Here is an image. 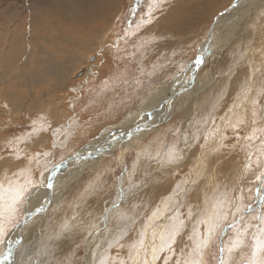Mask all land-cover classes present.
Segmentation results:
<instances>
[{"label": "rangeland", "instance_id": "rangeland-1", "mask_svg": "<svg viewBox=\"0 0 264 264\" xmlns=\"http://www.w3.org/2000/svg\"><path fill=\"white\" fill-rule=\"evenodd\" d=\"M22 1L23 0H18V1L10 0L9 2V0H2V1L0 0V9L4 11L8 8V5L9 8L13 9L14 11H17L20 5H21L20 7L26 6L25 8H27V4L23 5ZM122 1L121 2L123 3L124 11L122 16L119 17L120 19L118 21L117 29L112 33V37L110 40L111 45L107 44L108 45L107 46L103 44L101 46L99 45L92 46L93 50L89 51L91 52V54L95 52L97 57H99L98 58L99 64L97 67L99 71L101 70L98 73L99 76H97L91 81L88 80V83L86 82L82 83L81 80L79 84L82 85L78 86L79 88H75L78 85L77 83L79 82V81L77 82V80L81 79L80 77L82 74L81 70H78L72 73V75L70 76L71 82L65 84L61 92H52L51 87L53 85L51 84L34 86L30 88L32 92V96L36 97L40 104H43L53 93L55 95L61 96L62 99L67 97V100L64 99L62 101V105L64 106L63 109L67 111L68 116L66 119L65 118L66 116L63 115L64 117L63 116L61 117V122L63 121L64 118H65L64 120L65 122L63 121L64 123L62 122L61 124H59L60 125L58 126L59 128H55L56 119L53 118V116L50 113H48V118L46 119V121H44L45 122L44 127L47 126L50 127L51 131L44 134L41 140H38L39 141L38 143L35 142L34 137H32L31 140L29 138L23 139L26 140L27 142L33 141L36 143V145L34 147L26 146V148L18 155L19 158H16L15 162L11 161V164H15L16 171L22 173L24 170L28 169L27 166L30 167L33 164H35V161H32V157L35 156L37 153H40L38 157L39 164L35 166L34 168L35 170L33 171L34 173L31 176L32 180L37 183L42 182L44 180V177L45 175H47L49 168L50 170L56 169L59 166H61L66 159L74 156V155L68 156L69 153L77 152V154L79 153L80 154L83 153V154L80 157V160L76 162L77 164L75 162L74 164L71 162L70 164L66 165V167H64L65 169L62 168L63 172L61 173H64V176H66L65 173H67L68 170L70 171L73 168L83 169L84 164H88V163L91 164H88L87 168L83 172L80 173L76 172L75 174H73V177L69 178L70 180H72V182L68 185H67L68 179L66 178L58 179L59 177L57 178V174L59 173V170H61V168L55 171L56 182L58 184V187L55 191V195L50 197V199L53 201H51L50 204H47V206L44 204L43 211L34 213L30 216V218H33L34 220H32L23 231L22 230L20 231L22 232L19 234V237H22L20 244L10 245L12 249L11 252H8L7 249L3 246L4 249L2 250V252L0 251L1 252L0 256H5L7 254H9V256L8 258L6 257L5 259L0 260V264H13V261H15L16 264H40L42 261H44L41 263L44 264L47 262L45 255L49 251L46 249H42V247L43 246L46 247L47 244H50L52 248L54 246H57L56 244H60V246H57L55 250H57L58 253H63V255L62 258L56 261L54 264H82L84 243L87 240L85 238L88 235H89L88 240L90 241V243L92 242L91 244L88 243V245L93 246L92 244H96L94 251H95V258L97 260L103 259V261H106L105 264H121V260H123L124 264H130V263L142 264V261L145 258L144 256H147L149 254V250L146 251V248L143 249L144 251L140 249L139 254L137 255L136 250L132 248V245L135 243L132 244L129 242H125L126 240L124 239V233L120 235L118 234L116 236L117 239L119 238L120 243L113 246L109 252L107 250L100 252L101 247L107 246V240L105 239V236L107 235L108 231L111 230L110 233L115 232V229L113 228V224H112V221H115V219L113 220L112 218L113 211L115 209L116 210L121 209V207L123 209L130 210L129 213L136 212V218H133V220L132 218H129V220L131 219V221H133L131 225L128 224L129 228H131L129 232L134 231L133 230L134 228H137V226L139 227L140 226L139 224L144 222V220L148 221L149 218H151V222L148 223H152V226L154 225L155 220L160 215H162L160 216V218L161 217L166 218L165 223L162 225L161 231H159V234L156 237V240L159 243L156 240L153 242V244H156V246L158 245L156 252V256L158 257L157 259L153 260L151 259L153 257L150 256V254L153 255L152 253L153 244L150 249L149 259L151 260V264H191V262H194V260L199 261V264H219L221 257V253L219 249L221 246H223L224 248L223 260L225 263L228 249L230 246H232L233 244L232 241L237 239L236 236L238 229L233 228L227 231L226 235H221V230L223 229L225 223L224 217L227 216L228 221H231L234 218L237 219L240 227H245V225L247 226V225H252V223H256L255 217L257 213L255 212H253V214L251 215L245 214L243 216L242 221L239 220V217L242 214L241 210L245 209L247 205L256 203V196L259 195V191L257 189V177L260 176L261 173H264V167L257 166L258 162H264V155L261 154V152H264V133L261 134L260 131V129H264V123H262V121L259 118L261 117L260 116L261 113H263L261 109L262 108L261 103H264V94L261 93V89H264V83H263L264 71L263 73H260L257 78L254 79V82L250 86L251 90L250 87L245 86L247 87L245 90L246 93H248L247 98H245L244 92L241 93L240 95H227V96L224 95L220 103L217 105L216 110L211 114V116L207 117L206 116L207 113H206L204 115H200L192 118L205 125V126L203 125L199 129V130L201 129L205 130V131L202 130L200 131L201 132L200 134H204L203 137L196 141V144H199L201 141L203 142V144L201 142L200 146L197 145V147L199 148L196 154L194 155L195 157L193 156L192 159L190 160L189 162L190 165L188 164L189 169L186 168L185 170H183L182 174L179 175V177L177 176L179 178V181L182 180L183 182V186L180 190L173 193L170 196V198H168V200L167 198H161V200L163 199L161 201L160 198H158L160 200L159 202L157 198H153L152 200H150V202L147 203H142V201L137 200L138 193L137 195H135L136 193L133 195L134 197L133 199L132 194L128 196V194L125 192V190H127L129 186V179H128L129 175H132V182L135 185L139 184L147 176L146 170L149 169L148 168L149 164L150 166L151 165L153 166L155 164L154 167H156L159 163H161L160 161L161 156L164 155L170 148L178 149V147L181 146V141L187 135L186 127H183L182 124L183 120L181 122V118L182 117L189 118L187 112L189 108L192 106V103L190 102L189 99L187 100V102L185 103L183 102V94L185 93L183 92V89L185 88L187 90L188 88L191 87V83L187 85L188 84L187 79H189L190 77L185 78L186 79L185 80L184 74L189 73L190 72L189 69L193 68L194 65L191 66V63L195 61L197 57H199L197 50H198V46L201 43L200 40L202 38V35L208 32V29H210L213 23L211 21L208 24L206 22L208 18H206L207 16H205L202 18L203 22L199 24L200 26L198 25L199 27L197 28L196 32L191 33L193 34L192 36L186 35L182 38L183 40H182V47H180L181 49L177 47V43L174 47L170 49H161L156 46L159 40H157L158 39L157 37L155 38L154 36H152V33L154 32L152 31L153 29L150 30L152 32L151 34H146L145 32L142 33V31L140 33H137L136 31L137 28L141 26L139 24L142 23V18H147L148 9L151 7L152 0H148V3L142 6L143 10H141L140 7H137L135 11L139 14L132 16H129L128 9L130 6L134 5L135 0H122ZM169 1L172 0H168V1L166 0L164 4H162L163 8L164 5L166 7V3H169ZM201 1L202 0H197L198 4H200ZM217 1L219 2L217 3V5H219V8H222L227 5V3H225L224 0H217ZM261 2L262 5L261 6L259 5L258 6L259 8L258 7L256 8L257 9L256 15L258 14L257 15L258 18L256 19V21L258 22V24L255 27L257 31L255 34L253 33L251 38L254 39L253 41L248 39L249 42L247 40L241 46L243 50L244 49L243 47L246 44H248L251 46L252 51L251 52H249V50L246 51L245 48L246 51L245 54V53H240L237 50L234 53L233 58H234V62L237 61L238 65H242L248 59L250 60V58L253 56L252 54L256 53L255 50L257 51V49H259L260 47L264 48L263 47L264 46V37H263L264 36V21H263L264 0H261ZM155 12L157 13L153 15L152 17L153 20L149 22V25H152L153 23L155 24L159 20V15H160L159 8L158 10L156 9L155 11H153V13ZM207 13L208 12L206 11L204 15H207ZM260 17H262L261 20ZM126 20L129 22L126 23ZM228 22H233V21L231 19H228ZM216 26L217 25H215V27ZM230 26L231 25L229 24H226L224 26L226 28L225 29L223 28V30L221 31L220 37L224 33L226 34L228 33L227 31L230 30V28L228 27ZM239 27L241 30L239 29L238 34L239 32L240 33L242 32V25H240ZM143 28L146 29L147 26H143ZM143 28L142 30L144 31ZM88 29H90V27ZM36 31L37 34L34 35H39V36L45 35L44 33L39 32L37 28ZM74 36L75 37L78 36L76 37L78 39H81L82 37L81 34L79 35L75 34ZM194 36H196V38ZM236 40H238V38H236ZM215 43L217 45L218 41L214 40L213 44H211V48L216 47V45L213 46ZM234 44H235V40L231 39V44H230L231 48L233 47ZM222 46L223 45H219L214 50L217 49L219 50L222 48ZM216 52L213 53L218 54V57L221 58L222 60L223 58L229 59L226 50L220 53H216ZM93 56L94 54H92L89 57L88 59L89 63H91V61L93 60ZM224 61L222 62V65L224 64ZM219 62H221L220 59ZM210 63L211 62L205 63L204 66L201 65L200 69H198L199 74L197 71V73H194V76L198 75L199 78L202 79V77L208 75L211 69ZM257 65L258 66L260 65L259 62L257 63ZM102 66H104L103 70H102L103 68ZM257 67L254 68L253 71L256 70ZM182 69L183 71H181ZM173 78H176L174 83L179 81L178 84L179 86L175 85L176 87L178 86V88L180 87L179 89L178 88L176 89L178 90L179 95L174 94L175 90H173L172 88V85L174 84L173 83L164 88L166 90L165 91L166 93L163 92L162 96L158 98L159 102H157V104L160 103L163 97H165L163 99L164 101L162 100V102L163 105H167L166 103H169L173 99L177 98L176 101H178V103L176 102L172 107L173 116L168 118V120L166 121L163 120L164 122L161 121L158 125H156L157 121L154 123H150L149 126L146 127V128L149 127L148 129H146V132H148L151 129H154L155 127L156 128L147 135H140L139 136L140 139L138 138L137 140L133 141L134 142L132 144L133 146L130 145L129 150L127 152L124 151L125 147L122 144V142L125 141L122 139L123 137L126 136L124 135L125 132L122 133L121 131L110 129L107 133L105 132L102 133L104 128H108L122 121L126 116L127 112H132V113L128 116L129 120L125 122L126 124H130V122L133 120H135V122H139L140 119L138 117L140 115L142 116L145 115V114H141V111H143L141 110L142 108L139 109L142 103L144 102L146 103L144 106L146 114L148 112H151L154 107V104L150 105L153 100L150 99L149 96L152 92V89L155 86L159 85L160 83L164 81H169ZM182 80L183 83H185L186 81L185 85H183V83L181 84ZM255 82L256 84H254ZM249 83H251V81ZM68 87L70 88L67 91ZM43 88L48 90L47 91L42 90ZM0 93H2V91ZM27 93L28 90L26 88L20 89L18 96L20 99H22L24 95H26ZM43 93H48L49 95L42 96L41 94ZM169 93H173L174 95L170 96ZM168 97L169 99H167ZM239 97L241 99H239ZM253 101H255V103H253ZM2 102L3 100L0 94V104ZM222 102L224 103L222 104ZM220 104H222V107ZM2 108L3 107H0V110H2ZM159 110L160 109H158V111ZM253 113H255V115H253ZM4 116H5L4 114L2 115L0 113V125H1L0 136L5 135L4 137H0V153L7 152L8 154L6 155H10L12 154L10 152L16 153L15 151L16 148L15 147L12 148L13 146L19 143V140L17 139L16 135L18 134L20 135L21 133L24 135L26 132H30L32 130L33 123L32 121L23 119V117L13 116L10 118L15 122L14 125L7 126V123H4L6 120V117ZM31 117L36 120L34 124V129H36V126L41 120V118L37 114H32ZM31 117H29V119H31ZM153 118L156 117H152L151 115H148L147 121H150ZM205 120H207L208 123H204ZM238 120H242L243 123L237 124ZM71 122H73L74 125L77 124L81 132L76 133L75 137L71 139L70 146L66 145L67 143H64L68 136L66 135L63 136L61 144L66 148V150L61 151L62 155H59L60 150L57 149L58 152L54 151V149L56 150V147L53 146V144L55 143L56 140H58V138L57 137L55 138V136L57 135L59 137L67 130H70ZM134 124L130 128H133ZM234 124H237V127L233 128L232 125ZM152 126L154 128H152ZM99 129L100 130L102 129V131H99ZM214 129H219V131H217L215 135L209 136V133L212 132ZM254 129L255 130L257 129L255 137L253 139H247V137L252 136ZM117 135H120L121 140L113 143L112 142L113 137ZM93 137L94 140L97 139L99 141L100 146L97 148V150L96 149L94 150V153H92L93 154L92 155V154H88L87 151H83L82 149H80V147L82 144L89 145L90 139ZM205 137H208V139H205ZM82 140L84 141L81 142ZM135 142L138 143L136 144ZM111 146L113 147L111 148ZM48 149L50 150L49 153H48ZM109 152L110 154H108ZM44 153H47V155H44ZM101 157H104L103 158L104 160H102ZM226 158L228 160H231L232 165L238 164V166H236L235 171L231 170L232 168L228 169L230 171L227 170L226 174L217 172L218 173L217 177L215 176L216 182L213 181L214 179L211 180V184H209L208 187L209 193L207 194L208 197L207 198L208 202L206 205L208 206L207 210L205 207L203 214L199 213L197 216V220L195 219L193 224H190L189 228L188 227L186 228L185 227L186 225L184 224L183 231L177 236L175 243L172 245V250L166 248L162 252L159 251L160 234L164 233L167 227L169 228V226H171L172 224L174 223L179 224V220H185L184 222L186 223L189 218L188 211H191L194 207H196L197 209L200 208V203H201L200 198H190L189 200L187 198L186 199L182 198V196L185 193H186L185 195L187 196L189 195V193L190 194L194 193L198 187L197 185L195 188H193L194 190H191L192 189L191 186L193 185L192 181L195 178L193 175L194 171H200L202 164L206 163L208 166L207 168H209V170H207L206 173L208 174L209 172H214L217 168L220 167L221 164L227 161ZM93 160L95 162L101 161V165H99V168L93 165L94 164ZM191 161H193V163ZM125 165L127 167L125 172L123 173L124 179L122 182L120 180L121 169L124 168ZM193 166H196L194 167L195 169L193 168ZM71 171L74 172V170ZM41 172H43L44 175H41L40 174ZM233 172H236L235 174H237L238 177L236 176L235 177L236 179L232 178L233 180L228 178V180L232 181V184H230L231 182L227 181V176L228 174ZM7 177L8 179L6 181L8 182L5 181L4 184L7 183L9 185L17 184V183L26 184V180L23 178V173L20 177V180H18L19 176L17 174H10L11 178H9V176ZM16 178L18 181L16 180ZM4 179H6V177H4ZM223 179L224 181H222ZM204 181L206 182L205 179ZM218 181L219 182L221 181L220 184ZM225 182L226 183L229 182L230 184L229 190L227 192L228 196L226 197V200H228L226 201V207L225 209L221 207L222 209L220 211L216 208L214 211H212L213 207H216V205H218L220 202V200H218L221 197L219 195L220 193L219 187L224 188L222 186L226 184ZM121 184H123V190H124L123 203H121V199L119 195L121 192ZM1 186H2V180H0V187ZM166 186L168 187L169 185L167 184ZM216 190H218L217 194H215L216 192L215 193L213 192ZM230 191L231 193L229 194ZM6 194L8 195L9 191H6ZM43 195L44 192L41 191L40 197H43ZM5 199L7 201L11 200V198H0V205L2 204L0 206V211L3 210V204L5 202ZM36 204H37V200H33L32 204L29 205V208H33ZM184 204L186 205L184 206ZM188 204H190L191 206L188 207ZM164 207L168 209L164 211L163 210ZM187 207L189 208V210L187 209ZM17 208L18 211L16 212L13 218V223L23 218L22 205H17ZM130 208L134 209V211H132ZM104 209H107V212H105ZM214 212H219L220 214L214 216L213 215ZM206 214L207 215L209 214L208 216L212 217L216 228L212 235L211 240L208 243V246L206 248H203L202 250L197 249L199 250L197 252L195 250L197 248L196 243L199 242L200 239H204L205 235H207V233L205 232L206 225L200 224L198 223V221L200 219L207 218L208 216ZM167 216L169 219L167 218ZM66 220H70L69 222L68 221L66 222L67 227H64L68 229L62 231V229H64L63 228L64 221ZM67 223H71V224H67ZM82 224L83 227H86V229L82 232V235L79 236L81 233ZM144 224L143 227H145L146 225ZM7 226L11 227V225H7ZM50 226L52 229L48 228ZM70 227H73L74 230L73 228ZM194 227L197 229L196 235L193 234ZM55 229L57 231H55ZM48 230L51 233H49ZM58 230L61 231L60 232L61 234L64 233L63 236L65 235L66 237H68V239L64 237H60L58 235L59 233ZM76 230H79L80 233ZM149 230H150L149 234L151 235L152 234L151 232L153 231H151V229ZM254 230L252 231L253 233L255 232ZM65 231L66 232L68 231L69 235L71 234V236H68V234L65 233ZM55 232L57 233V235H55L56 234ZM75 232L79 234L77 235L76 233L75 235L74 234ZM43 233H46V235H44ZM49 234L55 235V236H50V240L53 241L55 240L54 241L55 243H51L50 241H47L48 239H46V237ZM142 234L143 232L141 233V235ZM150 235L145 236L143 234L145 244L146 241H150V238H153ZM72 237H75L73 243H71L68 247L63 246L64 242L70 240ZM190 237H192V240L190 239ZM39 239L41 241H39ZM139 239L140 238L138 237V239L136 238L135 240L138 241ZM121 246L124 247V251H122L123 249L121 248ZM253 248L254 247L251 246V251L245 250L244 251L245 254L243 252L242 257L238 255L236 262L235 261L233 262H235V264H247V263L250 264L251 262L250 259L252 258L251 256L253 255V251H252ZM194 250L196 252H194ZM247 252H249L250 255ZM128 253H131L132 257H130V254L128 255ZM245 255H247L248 259L246 258ZM35 256L37 257V259H33V257L35 258ZM115 257L117 258L114 259ZM120 257L121 260H118L120 259ZM244 258L249 260V262L245 261ZM237 260H239L240 262Z\"/></svg>", "mask_w": 264, "mask_h": 264}, {"label": "bare ground", "instance_id": "bare-ground-1", "mask_svg": "<svg viewBox=\"0 0 264 264\" xmlns=\"http://www.w3.org/2000/svg\"><path fill=\"white\" fill-rule=\"evenodd\" d=\"M16 1H18V0H16ZM121 1L122 0H25V1L23 0L22 4L23 5L27 4V8H25L26 6L20 7L21 6L20 5L19 8L17 9V11H14L13 9L9 8V5H8V8L6 10L3 11L2 9H0V92L2 91V93H0V94H1V97L3 100V102L0 104V107H3L2 110H0V113L2 115L3 114L5 115L4 117H6V120L4 123H7V126L14 125L15 122L10 118L13 116L23 117V119L32 121V123H33L32 124L33 125L32 130L30 132H26L24 135L21 133L20 134L21 136L19 134L16 135L17 139L19 140V143L12 147V148H14V147L16 148L15 149L16 153L10 152V153H12L10 155H6V154H8L7 152L0 153V180H2V186L0 187V198H11V200H12V196L14 195V192L12 191V189L15 188L17 185H25V183H23V184L22 183H17V184H11L10 183L11 185H9L8 183L4 184V182L8 179L7 176H9V178H11L10 174H17L19 176L18 180H20V177L23 173V178L25 180H27L29 178V171H28L29 169H31L30 178L33 175V173H34L33 171L35 170L34 168H35V166H37V163L33 164L30 167L27 166L28 169L24 170L22 173H19L16 171L15 164H11V161L15 162L18 155L26 148V146L34 147L36 145V143L39 142L38 140H41V138L44 136V134L51 131L50 127H48V126L44 127L45 126L44 121H46V119L48 118V113H50L53 116V118L56 119V125H55L56 127L54 126L55 128H59L58 127V126H60L59 124H61L65 120V118L67 119V116H68L67 111H65L63 109L64 106L62 105V101L64 99L67 100V97L62 99L61 96L55 95L53 93L43 104H40L39 101L37 100V98L32 96V92H31L30 88L34 87V86L51 84V85H53L51 87L52 92H61L62 89L64 88V85L71 82L70 76L72 75V73H74L75 71H78V70H81L82 74L80 77L81 79L77 80V82L78 81L79 82L77 83L78 85L75 88H79L78 86L82 85V84H79L81 80H82L81 81L82 83H85V82L88 83V80L91 81L94 78H96L97 76H99L98 73L101 71V70L99 71L97 68L98 64H99V59H98L99 57H97L95 52L92 53V54H94V56H93L94 62L92 60L91 63H89L88 59L92 55L91 52H89V51L93 50L92 46H97V45L101 46L103 44H105V45L110 44L112 33L117 29L118 21L120 19L119 17L122 16L123 11H124L123 10L124 9L123 3H122L123 1L122 2ZM165 1L166 0H164V2ZM224 1H225V3H227V5L222 7V8H219V5H217V3H219V2L217 0H202L200 4H198L197 0H176V1L172 0V1H169V3H166V7L164 5V8H163V5H161V7L159 8L160 15H159V20L157 21V23H155V24L153 23L152 25H149V23H147V24L140 23L139 25H141V26H139L136 30L137 33H140L142 31V33L145 32L146 34H151L152 32L150 30L153 29L152 31H154V32L152 33V36H154L155 38L157 37L158 38L157 40H159V42H158V44H156V46L161 48V49H170V48L174 47L176 45V43H177L178 48L182 47V40H183L182 38L186 35L192 36L193 34H191V33L192 32L195 33L197 28L200 26L199 24H201L203 22V20H202L203 17L207 16L206 18H208V20L206 22L208 24L211 21L213 23L212 26L210 27V29H208V32H206L202 35V38L200 40L201 43L198 46V50H197L199 59L203 58V60H204L202 66H204L205 63L211 62L210 63L211 69H210L209 74L202 77L203 81L201 78H199L198 75L194 76V73H197L198 69H200L201 65H198V64H195L189 73L184 74V79L187 77L188 78L190 77L189 79H187L188 80L187 85H189L191 83V87L188 88L187 90L185 88L183 89V92H185L183 94V102L185 103L189 99L190 102L192 103V106L189 108V110L187 112L189 118L188 117H182L181 118V122L183 120V122H182L183 127H186L187 135L181 141V146H179L178 149L175 148V150H177L180 158L175 160L174 162H171V163L166 162L167 161V153H169V151L171 149H173V148H170L164 155L161 156V158H160L161 163H159L156 167H154L155 164L153 166L152 165L150 166V164H149V167L147 166L149 169L146 170L147 176L145 177V179H143L139 184H137L135 188H130V186H128V189L125 190V192L128 194V196H130L132 194V197L135 193H136L135 195H137V193H138V195H137L138 199L137 200L142 201V203L150 202V200H152L153 198H157V199L160 198V200H161V198H167V200H168V198H170V196L173 193H175L176 191H178L182 188L183 182H182V180L179 181L178 177H179V175L182 174L183 170H185L186 168L189 169V165H190L189 162L192 159V157L196 154V152L199 148V147H197V145L200 146V143L202 142L201 141L199 144H196V141L201 139L204 135V134H200L201 133L200 131L202 129L199 130L204 124L200 123L199 121H196L192 118H194L196 116L204 115L206 113H207L206 114L207 117L211 116V114L216 110L217 105L220 103V101L224 97V95H226V96L227 95H240L243 92L245 93L246 88L250 87L251 84L254 82V79L257 78L258 75L260 73H263V71H264V68H263L264 67L263 66L264 65V48H262V47L257 49V51L255 50L256 53L252 54L253 56L250 58V60L248 59L242 65H238L237 61L234 62V58H233L234 53L237 50L240 53H245V54H246V51H248V50H249V52L252 51L251 46L248 44H246L243 47L244 48L243 50H242L241 46L248 39H250L252 41L254 39V38L253 39H251V38H252L253 33L255 34L257 31V29L255 27L258 24V22L256 21V19L258 18V16H257L258 14L256 15V10H257L256 8L259 5L261 6L262 5L261 3L263 1L262 2H261V0H224ZM9 2H10V0H9ZM234 4H238V7L234 8L233 7ZM206 11L208 13H207V15H204V13ZM156 13L157 12L153 13L152 17ZM261 18L262 17H260V20H261ZM228 19H231L233 22H228ZM152 20L153 19H151V21ZM123 21H124V19H123ZM226 24L231 25L230 27H228V28H230V30L227 31L228 32L227 34L224 33L220 37V33L223 30V28L224 29L226 28V27H224ZM215 25H217V26L215 27ZM240 25H242V32L241 33L239 32V34H238V31L240 29V27H239ZM88 26L90 27V29H88L89 28ZM143 26H147V28L144 29ZM36 28L39 30V32L44 33L45 35H42V36L34 35V34H37ZM142 28L144 29V31L142 30ZM224 32H225V30H224ZM75 34L76 35L81 34L82 35L81 39L76 38L78 36L75 37L74 36ZM140 35H142V34H140ZM194 37L196 38V36H194ZM236 38H238V40H236ZM231 39L235 40V44L233 45L232 48L230 45ZM214 40L218 41V44L216 45V43H215L213 46L216 45V47L211 48V44H213ZM206 41H207V43H206ZM248 42H249V40H248ZM219 45H223L222 48L219 50L218 49L214 50ZM228 47H229V49H228ZM245 48H246V51H245ZM224 50H226V52L228 53L229 59L223 58V60H222L221 58L218 57V54L213 53L216 51H218L216 53H220ZM219 59L221 60V62H219ZM223 61H224V64L222 65ZM239 61H240V59H239ZM258 62L260 64L259 66L257 65ZM73 66H75V67H73ZM105 66H106V64H105ZM102 67H103L102 68V70H103L104 66H102ZM256 67H257V69L253 71V69ZM198 74H199V71H198ZM262 79H263V77H262ZM175 80H176V78H173L169 81H164L152 89V92L149 96H150V99H153V100H152V102L150 101L151 102L150 105L154 104L155 109L153 107L152 111L148 112V113H156L157 114L155 116L156 118H153L152 120H150L152 122L144 121V120L140 119L139 122H135V120H133L130 122V124H126L125 122L127 120H129L128 116L132 113V112H128L126 114V116L124 117V119L122 121H120L119 123H116L115 125L110 126L108 128H104L103 131H102V129L101 130L99 129V131H102V133L103 132L107 133L110 129H115L117 131H121L122 133H124V132H127L129 130V128L135 123L133 128H131V129H133V131L131 132V138H129V136H127V135L122 138L123 140H125L122 142L123 146L125 147L124 151L127 152L129 150L130 145H132L134 143L133 141L137 140L138 138L140 139V137H139L140 135H147V134L151 133L156 128V127L154 128L152 126V128H154V129H151L148 132H146V129L149 128V127L148 128H146V127L149 126L150 123H154L157 121L156 125H158L161 121L164 122L163 120L166 121V120H168V118L173 116L172 107L174 106V104L176 102L178 103V101H176L177 98L173 99V100L171 99L172 101H170V102L168 101L169 103H166L167 105H163V102H162V100L165 97H163V99L160 101V103L157 104V102H159L158 98L160 96H162V93L166 91L164 88L170 84H173L175 82ZM183 80H182L181 84L183 83ZM250 81H251V83H249ZM185 83H186V81H185ZM185 83H183V85H185ZM263 83H264V81H263ZM178 84H179V81L172 85L173 90H175L174 94H176V95H179L178 90H176L179 86ZM254 84H256V82ZM259 84H260V81H259ZM175 85H178V86L176 87ZM245 86H247V87H245ZM24 88H26L28 90V93L26 95H24V97L22 99H20L18 96L19 90L24 89ZM69 88L70 87L67 88V91ZM75 88H72V89H75ZM42 90L47 91L48 89L43 88ZM250 90H251V87H250ZM248 92H250V91H248ZM174 94L169 93L170 96L174 95ZM41 95L42 96H48L49 94L43 93ZM166 96H168V95H166ZM243 98H244V96H243ZM167 99H169V97ZM239 99H241V98L239 97ZM223 103L224 102H222V104ZM145 104H146L145 102L142 103L141 107L139 108V109L142 108L141 110H143V111H141V114H146L145 109H144ZM222 104H220L221 107H222ZM168 105H169V108H168ZM261 107L260 108L262 109L263 113H261V115L259 114L261 116L259 118L262 121V123H264V103H261ZM158 109H160V110L158 111ZM156 111H158V112H156ZM32 114H37L41 118V120L39 121V123L36 126V129H38V131H35V132L33 131L35 119L31 117ZM63 115L66 117L61 122V117ZM140 116H142V115H140ZM29 117H31V119H29ZM35 122H36V120H35ZM137 124H139V126H140L138 130L136 129ZM70 126H71L70 130H67L65 133H63L59 137L57 135L55 136V138L57 137L58 140H56L55 143L53 144V146L56 147V150L54 149V151L58 152L57 149L60 150L59 155H62L61 151L66 150V148L61 144L63 136H65V135L68 136L64 143H67L66 145L70 146L71 145V143H70L71 139L73 137H75L76 133L81 132L77 124L74 125L73 122H71ZM202 131H205V130H202ZM188 132H189V134H188ZM4 136L5 135H3V136L1 135L0 137H4ZM32 137H34V140L36 143L33 141L27 142L26 140H23L26 138H29L31 140ZM85 138H87V137H85ZM85 138H84V140H85ZM2 140H3V138H2ZM84 140H82L81 142H83ZM119 140H121L120 135H117V136L113 137L112 142L115 143ZM185 141H187V143ZM135 143L137 144L138 142H135ZM74 144H75V141H74ZM202 144H203V142H202ZM170 145H172V144H170ZM99 146H100L99 141L97 139L94 140V137H93L90 139L89 145L82 144L80 149H82L83 151H87L88 154H92V153H94V150L95 149L97 150V148ZM112 147L113 146H111V148ZM49 151L50 150L48 149V153H49ZM203 151H204V149H203ZM84 153H86V152H84ZM82 154L83 153L77 154V152L69 153L68 156H72V155H74V156L66 159L61 166H59L58 168L55 169V171H56L57 169L59 170L61 168V170H59V173L57 174V178L59 177L58 179H64V178L68 179L67 180V185H68L72 182V180H70L69 178L73 177V174H75L76 172H78V173L83 172L87 168V165L91 164V163L84 164L83 169H76V168L71 169L70 168L71 170H74V172L71 170L69 171L67 169L68 172L65 173L66 176H64V173H61V172H63L62 168L66 167V165L70 164L71 162L74 164V162L76 163L78 160H80V157L82 156ZM108 154H110V152ZM1 155H2V157H1ZM203 155H204V153H203ZM154 157H152V158H154ZM103 158L104 157H101L102 160H104ZM197 159H200V158H197ZM228 159H229V157H228ZM228 159H227V161L224 160L225 162L223 164H221L220 167L217 168L214 172H209L208 174L206 173L207 170H209V168H207L208 166L206 163L202 164L200 171H194L193 175L195 178L192 181L193 185L191 186L192 187L191 190H194L193 188H195L197 185H198V187L194 193H192V194L189 193L188 196L185 195L186 194L185 193L182 196V198H184V199L187 198L188 200L190 198H200L201 203H200L199 209L194 207L191 210V213H192L191 216L192 217L188 218L187 222L185 223L186 228L187 227L189 228L190 224H193L195 219L197 220V216L199 213L203 214L205 207L207 210V207H208V206H206L207 202H208L207 194L209 193L208 187H209V184H211V180H213V179H214L213 181L216 180L215 178L217 177V174H218L217 172L226 174V171L230 168H232L231 170L235 171L236 166H238V164L232 165L231 160H228ZM163 161H165V162H163ZM193 161H191V162L193 163ZM93 162H94L93 165L98 167V168H99V165H101V161L95 162L93 160ZM41 163H43V162H41ZM194 167H196V166H193V168ZM49 170H50V168H49ZM197 170H199V169H197ZM228 171H230V170H228ZM235 173L236 172L228 174L227 181H230V180H228V178L233 180L232 178H235L237 176V174H235ZM206 174H207V177H206ZM4 177H6V179H4ZM218 178H219V175H218ZM13 179H15V178H13ZM204 179L206 180V182L204 181ZM16 180H17V178H16ZM21 180H23V179H21ZM172 180H174V181H172ZM222 181H224V179ZM6 182H8V181H6ZM220 182H219V184H220ZM230 182H231L230 184H232V181H230ZM175 183H177V184H175ZM167 184L169 185L168 187L166 186ZM230 184L228 182V183L224 184V186H222L224 188L219 187L220 193L219 192L218 193L221 197L218 200H220V202L223 201L224 203L219 208H217V205H216V207H213L212 211H214L215 208L220 211L222 209L221 207H223L225 209L226 201H228V200H226V197L228 196L227 192L229 190ZM212 186H213V184H212ZM174 187H175V189H174ZM6 191H9L8 195L6 194ZM217 191L218 190L213 191V192L214 193L216 192L215 194H217ZM230 193H231V191L229 192V194ZM167 196H169V197H167ZM133 199H134V197H133ZM11 200L7 201L5 199V202L3 204V208L6 207L8 204H11ZM160 200H159V202H160ZM51 201H53V200H51ZM47 204H49V203H45L46 206H47ZM185 205L186 204H184V206ZM237 205H238V203H237ZM189 206H191V205L188 204V207ZM188 207H187V209L189 210ZM130 209L132 211H134V209H132V208H130ZM167 209H166V207L163 208L164 211H166ZM187 209H186V211H187ZM115 210L113 211V214H112L113 220L115 219V221H112L113 228L115 229V232L110 233L111 230L108 231V233H110V234L107 233V235L105 236V239L107 240V246L101 247L100 252H103L106 250L109 252L113 246L120 243L119 238L118 239L116 238V236L118 234L120 235V234L124 233V239L126 240L125 242H129L132 244L137 242L135 240L136 238L138 239V237H139L141 239V233L142 232L145 236H149L150 235L149 229H151V231H153V232H151L152 234L150 236L153 237L152 235L155 233V235L157 237V235L159 234V231H161V229H162V225L166 221V218H164V217L160 218V216H162V215H160L155 220V223L152 226V223H148V222H151V218H149L148 221L144 220V222L139 224L140 225L139 227L137 226V228H134L133 229L134 231H130V232H132V233H130L129 230L131 228H129V225H131V223L133 221H131V219L129 220V218H132V220H133V218H136V212L129 213L130 210L123 209L122 207H121V209H117L116 211ZM188 212H190V211H188ZM167 218H168V216H167ZM32 220H34V219L29 217L27 225ZM67 221L69 222L70 220L64 221L63 228L65 227ZM36 222H34V223H36ZM38 223H39V221H38ZM71 223H67V224H71ZM212 223L215 224L213 222V219H212ZM143 224L145 225V227H143ZM254 224L255 223H252V225H254ZM27 225H26V227H27ZM216 225H217V223H216ZM70 226H72V225H70ZM241 226H242V224H241ZM247 226H249V225H247ZM26 227L22 228L21 230L23 231ZM82 227H83V224L81 226V233L79 232L80 229L76 230L80 233L79 236H81L82 232L86 229V227H83V228ZM48 228H51V226ZM70 228H73V227H70ZM67 229L68 228H64V229H62V231L67 230ZM21 230H19V234L22 233V232H20ZM73 230H74V228H73ZM253 230H254V227L249 226L247 232L242 233L239 237L236 236L237 239H239V241H241V242L239 243L238 247H232V246L229 247L228 252L226 254V259H225L224 264H235L238 255L242 257L243 252L245 250L251 251V246L253 247L255 242H256L255 240H253V234L258 236V239L264 240V233H259V234H257L256 232L253 233L252 232ZM55 231H57V230L55 229ZM69 231H70V229H69ZM48 232H49V230H48ZM60 232L61 231H59V233ZM46 233H43V234L46 235ZM49 233H51V232H49ZM59 233H58V235L60 237H64V238L68 239V237H66L65 235L63 236L64 233L63 234H61V233L59 234ZM65 233H67L68 236H71V234L69 235L68 231L67 232L65 231ZM76 233L77 232H75L74 234L76 235ZM79 233H77V235ZM94 233H92V234H94ZM55 235H57V233ZM55 235H53V234L47 235V237H46V239H48L47 241H50L51 243H55L54 242L55 240L54 241L50 240V236H55ZM250 235H252V236H250ZM88 236L85 238L87 240L84 243V248H83L84 253H83L82 264H105L106 261H103V259L97 260L95 258L94 249L96 247V244H92L93 246L88 245V243L89 244L92 243V242L90 243V241L88 240ZM205 237H206V235H205ZM53 238H55V237H53ZM74 238L75 237H72L70 240L65 241L63 246L68 247L71 243H73ZM31 241H32V239H31ZM39 241H41V240L39 239ZM233 241H232V243H233ZM153 242H154L153 238H150V241H146V244L144 246V248H146V251L149 250V254H150V249H151ZM56 245L60 246V244H56ZM110 245H111V247H110ZM57 246H54L52 248L50 246V244H47L46 247L45 246L42 247V249H46L49 251L45 255L47 262L44 264H54L56 261H58L62 258L63 253H58L57 250H55ZM249 246H250V249H249ZM1 247H0V251L2 252V250L4 248L2 245H1ZM191 247H193V246H191ZM121 248L123 249L122 251H124V247L121 246ZM144 248H141V250H143ZM157 248H158V245H157ZM195 250L197 252L199 251V250H197V248ZM195 250H194V252H196ZM252 251H254V248ZM1 252H0V255H1ZM203 252H204V250H203ZM247 253L250 255L249 252H247ZM129 254L130 253H128V255ZM149 254L147 256H144V255L143 256L145 257L144 260H147L149 262V264H151V260L149 259ZM244 254H245V252H244ZM128 255H127V257H128ZM8 256H9V254H7L5 256H0V260L5 259L6 257L8 258ZM150 256L153 257L152 254H150ZM245 256L247 258V255H245ZM130 257H132V256H130ZM251 257H252L250 259L251 262L254 261V264H259V262L264 259V251H257L255 257H253V255ZM116 258L117 257H115L114 259H116ZM33 259H37V257L35 256V258L33 257ZM151 259H153V258H151ZM247 259H245V261L249 262V260H247ZM118 260H121V257ZM121 261H123V260H121ZM130 261H131V259H130ZM233 261H235V262H233ZM237 261H239V260H237ZM42 262H44V261H42ZM194 262H195V260H194ZM247 264H249V263H247Z\"/></svg>", "mask_w": 264, "mask_h": 264}, {"label": "snow or ice", "instance_id": "snow-or-ice-1", "mask_svg": "<svg viewBox=\"0 0 264 264\" xmlns=\"http://www.w3.org/2000/svg\"><path fill=\"white\" fill-rule=\"evenodd\" d=\"M148 0H135L134 5L130 6L128 9L129 16L132 15H138L135 11L137 7H140L141 10L142 6L147 4ZM164 3V0H152L151 7L148 9L147 18H142V23L147 24L152 19V13L155 9H158L161 7V5ZM233 7H238V4H234ZM129 21L126 20V23ZM134 22V21H132ZM211 35V34H210ZM207 43V41H206ZM204 62L203 58L197 59L195 61V64L202 65ZM183 71V69L181 70ZM191 71V69H189ZM261 93L264 94V89H261ZM245 98H247V93L245 92ZM255 103V101H253ZM148 115H151L152 117H155L156 113H147L143 116H140L139 119H142L144 121H147ZM255 115V113H253ZM35 123V121H34ZM204 123H208L207 120L204 121ZM243 123L242 120H238L237 124ZM237 124L232 125L233 128L237 127ZM139 124L136 125V129H139ZM33 131H38V129H33ZM133 129H129L127 132L124 133V135L129 136L131 138V132ZM219 131V129H214L212 132L209 133V136L215 135V133ZM261 133H264V129H260ZM256 130H253L252 136L247 137V139H253L255 137ZM205 139H208V137H205ZM187 143V141H185ZM264 155V152L261 153ZM40 153H37L35 156L32 157V161H35V163L39 164V157ZM44 155H47V153H44ZM19 158V157H17ZM180 156L178 152L175 150V148L171 149L169 153H167V161L168 163L174 162L175 160L179 159ZM258 167H264V162H258ZM126 165L124 168L121 169V176L120 180L123 182L124 176L123 173L126 170ZM29 171V178L26 180L25 185H17L15 188L12 189L14 192V195L12 196V202L11 204H8L6 207L3 208L2 211H0V245L4 246L8 252H11L12 249L10 245L12 244H19L22 240V237H19V230L26 227L28 218L33 213H38L40 211H43L44 204L51 202L50 197L55 195V191L58 187V184L56 182V174L55 169L48 170L47 175H45L44 180L42 182H34L31 178V169ZM41 175H44L43 172L40 173ZM129 186L130 188H135L136 185L132 182V175H129ZM257 189L259 191V195L256 196V203L255 204H249L247 207L243 210H241V216L239 217V220H243V216L245 214L251 215L253 212L257 213L255 220L256 223L254 225H249L250 227L255 228V232L257 234L264 233V173H261L260 176L257 177ZM43 190L44 195L43 197H40V193ZM120 199L121 203H123L124 198V190H123V184H121V192H120ZM255 195V193H254ZM33 200H37V204L33 208H29V205L32 204ZM224 202L221 201L217 205V208H219ZM17 205H22L23 207V218L15 223H13V218L18 211ZM235 206V205H234ZM105 212H107V209H104ZM219 212H214L213 215H219ZM191 211L189 212V218H191ZM234 215V214H233ZM225 223L224 227L221 230V235H226L227 231L237 228V237H239L242 233L247 232L249 226L240 227L238 224L237 219H233L231 221L227 220V216L224 217ZM200 224L206 225V237L204 239H200L197 243L196 247L197 249L202 250L203 248H206L208 246L209 241L212 238V235L215 231V225L212 223V217L209 216L205 219H200L198 221ZM184 220H179V224H172L165 230L164 233L160 234L159 240V251H164L166 248L169 250H172V245L175 243L177 236L183 231L184 227ZM7 225H11V227H8ZM65 227H67L65 225ZM193 234H197V229L194 227ZM19 237V238H18ZM156 235L153 234V240L155 241ZM192 239V237H190ZM253 240L256 241L254 244V251H253V257H255L257 251H264V240L257 239V236L253 235ZM118 242V241H117ZM239 239L234 240L232 247H238ZM144 238L143 234L141 235V239H139L135 244L132 245V248L136 250L137 255L139 254V250L141 248H144ZM111 247V245H110ZM231 250V249H230ZM221 253L219 264H224L223 260V252L224 248L223 246L219 249ZM157 252V246L153 244L152 247V253H153V260L157 259L156 256ZM131 256V253H130ZM13 264H16L15 261H13ZM121 264H124L123 261H121ZM142 264H149L147 260H143ZM191 264H199V261L191 262ZM250 264H254L253 262H250ZM260 264H264V260L260 261Z\"/></svg>", "mask_w": 264, "mask_h": 264}, {"label": "water", "instance_id": "water-1", "mask_svg": "<svg viewBox=\"0 0 264 264\" xmlns=\"http://www.w3.org/2000/svg\"><path fill=\"white\" fill-rule=\"evenodd\" d=\"M197 59H199V57H197V58L195 59V61H196ZM195 61H193V62L191 63V66L195 65Z\"/></svg>", "mask_w": 264, "mask_h": 264}, {"label": "crops", "instance_id": "crops-1", "mask_svg": "<svg viewBox=\"0 0 264 264\" xmlns=\"http://www.w3.org/2000/svg\"><path fill=\"white\" fill-rule=\"evenodd\" d=\"M127 113H128V112H127ZM127 113H126V114H127Z\"/></svg>", "mask_w": 264, "mask_h": 264}]
</instances>
